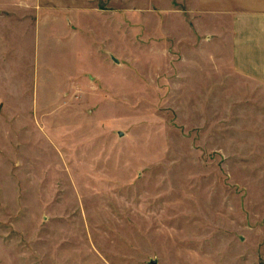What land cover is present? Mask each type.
I'll list each match as a JSON object with an SVG mask.
<instances>
[{
	"label": "rangeland",
	"instance_id": "rangeland-1",
	"mask_svg": "<svg viewBox=\"0 0 264 264\" xmlns=\"http://www.w3.org/2000/svg\"><path fill=\"white\" fill-rule=\"evenodd\" d=\"M222 7L0 0V264H264V86Z\"/></svg>",
	"mask_w": 264,
	"mask_h": 264
},
{
	"label": "crops",
	"instance_id": "crops-1",
	"mask_svg": "<svg viewBox=\"0 0 264 264\" xmlns=\"http://www.w3.org/2000/svg\"><path fill=\"white\" fill-rule=\"evenodd\" d=\"M215 1L225 7L207 10L219 12L209 17L217 19L221 32L225 33L222 37L230 69L264 86V0H242L243 4L235 0Z\"/></svg>",
	"mask_w": 264,
	"mask_h": 264
},
{
	"label": "water",
	"instance_id": "water-1",
	"mask_svg": "<svg viewBox=\"0 0 264 264\" xmlns=\"http://www.w3.org/2000/svg\"><path fill=\"white\" fill-rule=\"evenodd\" d=\"M111 58H112V60H113L114 62H117V60H116L115 58H113V57H111ZM118 134L121 135L120 132H119Z\"/></svg>",
	"mask_w": 264,
	"mask_h": 264
}]
</instances>
